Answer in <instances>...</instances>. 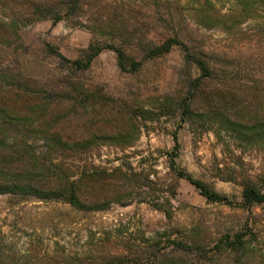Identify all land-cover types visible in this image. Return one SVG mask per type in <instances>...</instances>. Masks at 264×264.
I'll return each mask as SVG.
<instances>
[{"label": "rangeland", "instance_id": "obj_1", "mask_svg": "<svg viewBox=\"0 0 264 264\" xmlns=\"http://www.w3.org/2000/svg\"><path fill=\"white\" fill-rule=\"evenodd\" d=\"M28 1L0 0V76L3 70L14 71L22 78V90L30 87L40 96L73 86L75 92L87 90L95 104L101 100L102 108L93 104L86 114L74 110L63 133L84 130L83 115L98 120L93 127L102 119L122 123L116 118L123 108L132 121L120 128L127 138L99 140L66 166L74 179L83 171H105L104 183L118 184L132 200L85 213L61 202L0 195V264H101L122 255L133 259L136 250L139 264H152L144 246L160 243L168 257L180 258L172 242L202 247L203 264H264V205H240L244 184L264 193V140L241 139L198 118L182 121L178 113L158 115L161 103L185 95L186 76L199 75L183 63L179 48L147 60L136 74L121 73L115 53L106 49L75 77L43 48L50 45L71 63L90 44L106 43L140 60L149 43L177 36L213 71L200 92L228 89L264 117V0H80L56 24L37 21ZM1 80L0 105L11 106L15 87ZM138 111L144 119L135 117ZM113 122L103 121L111 135L117 131ZM178 172L231 204L208 202ZM226 237L245 250L225 252Z\"/></svg>", "mask_w": 264, "mask_h": 264}, {"label": "trees", "instance_id": "obj_2", "mask_svg": "<svg viewBox=\"0 0 264 264\" xmlns=\"http://www.w3.org/2000/svg\"><path fill=\"white\" fill-rule=\"evenodd\" d=\"M79 2L80 0L47 2L30 0L26 6L37 21L50 20L52 24H56L77 9ZM12 27L18 30L16 21L12 23ZM174 47L179 48L183 63L188 67H194L199 75L195 78L186 76L185 95L161 103L158 115L172 116L178 113L182 121L189 122L198 118L202 122L206 121L236 133L241 139L251 140L255 136L264 140V117L257 111L243 106L238 99L235 100L231 91L226 89L216 94L200 92L204 81L212 77L213 71L200 54L194 53L189 45L177 36L170 37L158 45L149 43L144 48L145 53L140 60L128 56L120 47L99 43L90 44L79 59L69 63L55 48L48 44L43 45L46 53L60 61L62 66H66L72 77H75L77 72L87 70L93 59L106 49L115 53L117 67L121 73L136 74L147 60L163 57ZM3 73L0 81L4 79L10 82L9 84L15 87L13 90L17 98L9 103L11 106L0 105V195L43 202H61L85 213L107 210L113 203L131 202L130 194H124L118 184L111 186L104 183L107 179L105 171H95L89 175L83 171L78 179H74V173L66 166L69 158L88 152L89 146L99 140L117 138L115 141H120L127 138L126 133L120 128L124 124V129L125 124L132 121L129 116L122 113L123 108L118 111L116 119L117 121L122 119L124 122L118 124L111 120L119 125L117 128L113 122L114 130L117 131L112 135L105 131L107 127L103 123L105 121L109 125L110 120L102 119L97 127H93L91 122L98 123V120L90 118L91 115H88V118L83 115L84 118L80 119L84 130L63 133V129L66 131L68 129L63 126L64 121H69V117L74 115V110H78V116L86 114L95 105L102 108L101 100L95 104L96 98L94 101L87 90L78 89L75 92L73 86L68 91L54 96H40L30 87L21 89L24 85L18 73L9 70H3ZM28 85L31 86V83ZM28 90L32 93H28ZM198 104L200 107L196 108ZM143 114L138 111L135 117L141 116L144 119ZM178 176L193 185L208 202L231 204L228 197L212 191L206 184L193 179L189 174L178 172ZM241 201L240 205L247 208L264 205V193L248 182L243 185ZM225 239L230 242L228 237ZM239 239L240 235H237L235 241L239 242ZM235 241L227 245L225 252L237 254L245 250ZM171 245L173 251L180 253L181 257L189 256L193 259L188 261L181 257L170 258L160 243L145 245L144 248L149 249L145 254L154 258L152 264H194V260L203 264L200 259L204 260L206 256L202 247L189 246L183 242H172ZM134 252L137 258L141 255L137 250ZM134 258L129 259L127 255H122L101 264H139Z\"/></svg>", "mask_w": 264, "mask_h": 264}]
</instances>
